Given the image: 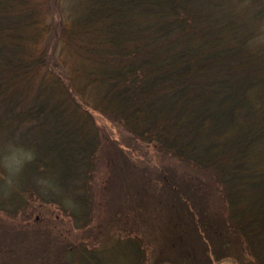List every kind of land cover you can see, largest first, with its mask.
I'll use <instances>...</instances> for the list:
<instances>
[{
  "label": "trees",
  "instance_id": "1",
  "mask_svg": "<svg viewBox=\"0 0 264 264\" xmlns=\"http://www.w3.org/2000/svg\"><path fill=\"white\" fill-rule=\"evenodd\" d=\"M94 113L215 183L219 203L146 153L145 191L155 179L170 191L163 239L179 264H264V0H0L1 256L146 262L138 234L65 236L94 217ZM116 245L126 261L108 260Z\"/></svg>",
  "mask_w": 264,
  "mask_h": 264
},
{
  "label": "rangeland",
  "instance_id": "2",
  "mask_svg": "<svg viewBox=\"0 0 264 264\" xmlns=\"http://www.w3.org/2000/svg\"><path fill=\"white\" fill-rule=\"evenodd\" d=\"M94 118L97 125L100 127L102 142L99 151V165L95 172L93 179V187L95 192L94 202V217L91 224L85 229H72L70 225L63 227L65 230V236L68 242L77 243L78 240L86 239L89 245H100L102 240L110 242L115 240L116 237L123 234H138L143 239V246L147 249V259L144 264H170L165 259H174V252L171 249H176L180 246L177 242H164L165 233L169 232V229L173 226L172 222V199L169 194L170 191L163 187V182L160 179H155L153 182V194L151 190L145 191V156L148 153L150 159L154 162V166L162 167L166 176L175 182H203L209 192L210 189L213 192V197L210 193V198L219 203L218 190L215 183L206 175L196 173L192 168L180 164L174 159H171L162 153H159L151 145L133 139L131 135L124 130L120 125L114 124L101 115L94 113ZM128 146V147H127ZM122 151L129 154L131 161H133V167H128L124 161V154ZM127 159V157L125 156ZM129 162V161H128ZM135 164V165H134ZM123 169L122 173L118 171ZM116 176L111 179L113 182H107V177L112 173ZM122 175V176H121ZM124 176V177H123ZM192 184V183H191ZM210 188V189H209ZM107 189V190H106ZM150 193V194H149ZM153 197H160L161 203H168L169 207L154 204ZM131 200L134 207L128 208L127 202ZM215 203V204H216ZM179 207L181 206L178 203ZM181 211H183L181 209ZM45 216H49L48 213H44ZM153 222V225H147L145 218ZM119 218V220H118ZM174 219V216H173ZM69 224V223H68ZM145 225L153 230V233H149ZM102 229V232L101 230ZM116 229V230H115ZM115 231V237H111V232ZM107 235L110 239H104L102 236ZM153 237L158 239V242L152 241ZM148 238L150 242H145ZM147 240V239H146ZM64 242H52L48 243V249H55L59 244ZM66 243V242H65ZM32 250V249H30ZM29 257L17 258L15 257V251L12 250V254L1 256L0 263L3 264H35L37 250ZM125 251L115 246L113 250L107 254L108 260L111 263H117L126 261L127 257L124 255ZM165 256V258H163ZM167 256V257H166ZM49 260L44 262H50L53 260L57 264L55 256L50 255ZM43 260H37L36 264H40ZM186 261V260H183ZM179 264L175 260V264ZM183 263V262H182ZM189 263L185 262L184 264ZM212 264H237L235 261L224 258L219 261H214Z\"/></svg>",
  "mask_w": 264,
  "mask_h": 264
}]
</instances>
